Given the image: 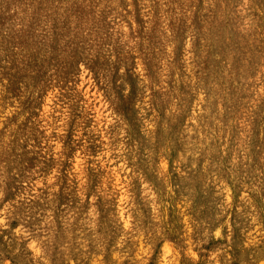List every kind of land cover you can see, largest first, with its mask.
I'll return each instance as SVG.
<instances>
[{
  "label": "rangeland",
  "instance_id": "obj_1",
  "mask_svg": "<svg viewBox=\"0 0 264 264\" xmlns=\"http://www.w3.org/2000/svg\"><path fill=\"white\" fill-rule=\"evenodd\" d=\"M0 264H264V0H0Z\"/></svg>",
  "mask_w": 264,
  "mask_h": 264
},
{
  "label": "bare ground",
  "instance_id": "obj_2",
  "mask_svg": "<svg viewBox=\"0 0 264 264\" xmlns=\"http://www.w3.org/2000/svg\"><path fill=\"white\" fill-rule=\"evenodd\" d=\"M183 121V120H182ZM162 131V130H161ZM174 132V131H173ZM143 133V132H142ZM151 133V132H150ZM186 136V135H185ZM149 137V136H148ZM143 143H145V141L143 142ZM146 144V143H145ZM143 146V145H142ZM150 148V147H149ZM171 150V149H170ZM241 157V156H240ZM256 157V156H255ZM262 157V156H261ZM110 161V160H109Z\"/></svg>",
  "mask_w": 264,
  "mask_h": 264
}]
</instances>
